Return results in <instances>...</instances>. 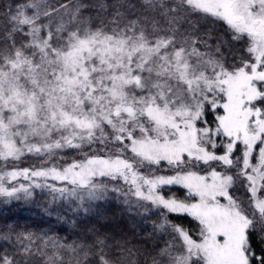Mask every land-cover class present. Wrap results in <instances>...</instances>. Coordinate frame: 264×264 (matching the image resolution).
<instances>
[{"label":"snow or ice","instance_id":"snow-or-ice-1","mask_svg":"<svg viewBox=\"0 0 264 264\" xmlns=\"http://www.w3.org/2000/svg\"><path fill=\"white\" fill-rule=\"evenodd\" d=\"M37 190L158 210L151 264H264V0H0V201ZM5 228L0 264H139Z\"/></svg>","mask_w":264,"mask_h":264},{"label":"trees","instance_id":"trees-1","mask_svg":"<svg viewBox=\"0 0 264 264\" xmlns=\"http://www.w3.org/2000/svg\"><path fill=\"white\" fill-rule=\"evenodd\" d=\"M94 12L95 9H92L91 13ZM210 43L214 45L215 40ZM33 165L40 166V161L37 158H25L20 163V167ZM85 207L89 208L87 213L75 201H52L47 192L37 190L34 197L27 201L10 204L0 201V232L7 231L5 225L11 224L15 231L48 233L69 242H92L96 234H102L113 246L119 241L125 247L132 248L137 253L139 264H151L150 256L155 255L156 250L169 239L167 233L162 234L155 227L161 220L156 214L158 210L140 212L112 193H109L108 199L86 204ZM170 219L189 229L194 237L198 232V224L191 217L172 214ZM4 243L0 241V246ZM35 264H40V259H36Z\"/></svg>","mask_w":264,"mask_h":264},{"label":"rangeland","instance_id":"rangeland-1","mask_svg":"<svg viewBox=\"0 0 264 264\" xmlns=\"http://www.w3.org/2000/svg\"><path fill=\"white\" fill-rule=\"evenodd\" d=\"M82 2H88V3H92V4H95V3H98V2H104V3H108V4H112L115 2V0H82ZM130 3H133V4H137L139 5L140 3V0H129ZM109 11H111V8H109ZM122 11H125L127 12V9H122ZM203 29V28H202ZM201 29V31H202ZM204 29H207L206 27ZM212 44V43H210ZM129 205V204H128ZM132 209H135V210H138L140 212H143L144 213V210L143 209H137L136 207L132 206V205H129ZM156 209H152L151 211H155ZM146 213V212H145Z\"/></svg>","mask_w":264,"mask_h":264}]
</instances>
